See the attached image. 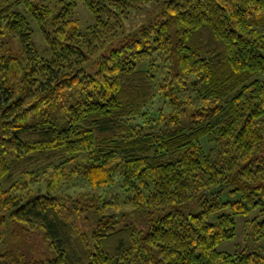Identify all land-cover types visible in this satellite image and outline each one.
<instances>
[{
    "label": "trees",
    "instance_id": "16d2710c",
    "mask_svg": "<svg viewBox=\"0 0 264 264\" xmlns=\"http://www.w3.org/2000/svg\"><path fill=\"white\" fill-rule=\"evenodd\" d=\"M58 1L0 0V264H262L216 245L252 209L264 242V0ZM150 3L155 16L128 31ZM157 98L171 112L148 119ZM55 103L61 123L43 110ZM117 177L113 200L60 193ZM122 206L141 226L118 225Z\"/></svg>",
    "mask_w": 264,
    "mask_h": 264
},
{
    "label": "rangeland",
    "instance_id": "374dc122",
    "mask_svg": "<svg viewBox=\"0 0 264 264\" xmlns=\"http://www.w3.org/2000/svg\"><path fill=\"white\" fill-rule=\"evenodd\" d=\"M38 1V0H35ZM43 2L51 3L53 6L57 3L58 6H60V2L58 0L49 1V0H43ZM16 9L21 11L25 14V16L28 18V20L31 23V26L34 29L33 32V41L38 48V50L42 53H44V42L41 38L40 31L38 29L37 24L34 22L32 17L25 11L23 5H17ZM156 10V6L154 3L147 4L141 11L133 12L130 17L125 22V27L128 31L135 29L136 27L140 26L143 23H146L150 18L152 19L154 15V11ZM154 15V16H153ZM74 17L78 20L79 28L81 31H84L86 27L93 23V18L88 11V9L81 3L78 2L76 5V8L74 9ZM150 19V20H151ZM261 32L264 33V26L258 27ZM5 39L7 40V47L9 48V53L13 55H19L22 56L23 51L21 49V46L18 42V39L16 37L12 36H6ZM9 43V44H8ZM259 79L264 82V76H259ZM197 103V102H196ZM44 112L47 113L50 117H53L58 122L61 123L62 118L64 117V111L61 110V106L58 103H55L54 105H49L48 107H45ZM148 114V119L157 118L158 113L160 112L164 114V116H167L171 111L169 108H167L161 99L157 98L154 100V102L146 109ZM178 116V115H177ZM179 118L183 119V113L179 115ZM148 121V120H147ZM136 123H142L145 127H149L151 123L153 122H144L136 118L134 120ZM45 185V179L42 175L39 177L38 184H33L31 189L33 191L38 190H44ZM60 193L64 195H69L71 197H76L79 194H94V195H101L106 200H113L114 196L117 195H123L124 190L121 186L120 179L117 177L114 180V183H112L109 186H105L102 188L92 189L88 186H86L84 183H82L80 180H74L70 183H67L63 185L60 188ZM222 198L224 200H235L238 198L236 194H223ZM122 211L126 213V216L121 217L119 220L118 225L121 226L124 223H134L135 225H140V220L138 217V211L130 208L128 206H122ZM110 211V209H109ZM229 208H224L220 213H229ZM257 215V210L252 209L249 213L244 215H238L236 217V236L234 239L225 240L216 245L217 250L219 251H226L230 253H239V252H257L262 256L261 263L264 264V242L261 238H257L255 234V220L254 217ZM214 218V215L210 217L212 220ZM144 226V224L142 223ZM84 227L87 229H84L87 233H90V226H88L87 223H84ZM36 235L38 236V242L41 243V248L47 249V244L44 242V240L40 237L41 233L36 232ZM25 248L32 249L35 251V245L31 242H26L24 244Z\"/></svg>",
    "mask_w": 264,
    "mask_h": 264
}]
</instances>
